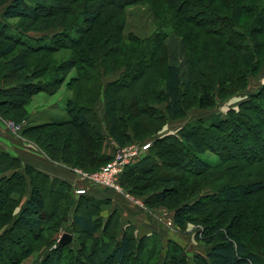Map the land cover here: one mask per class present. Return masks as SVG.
<instances>
[{"label":"trees","instance_id":"trees-1","mask_svg":"<svg viewBox=\"0 0 264 264\" xmlns=\"http://www.w3.org/2000/svg\"><path fill=\"white\" fill-rule=\"evenodd\" d=\"M85 1L99 3L102 10L113 12L122 11L124 7L144 0H11L0 14V57L9 56L17 48L30 54H48L62 48L74 50L85 47L94 55L100 56L102 52L107 54L104 46L117 38L120 30L116 24L109 25L112 21L110 15L118 13H111L108 20L102 21L100 28L93 29V25L99 22V12L102 10L92 11L81 5L77 16L83 19L82 23L54 24V20H65L73 14L70 10L72 6ZM244 2H175L174 10L182 22L196 31V42L200 43L203 52L191 55L192 47L186 37L175 32L155 33L151 43L159 44L165 60L162 79L155 77L157 70L153 67L163 58L157 56L154 59L151 53L149 57L154 59V63L152 60L147 62V58L106 85L105 92L108 91L113 98L111 112L120 111L117 107L118 103L126 99L124 95L132 97L130 105L134 104L133 98H137L143 105L141 108L132 105L138 113H132L131 117L122 118L115 113L107 124L108 134L103 133L95 111L87 106L90 103L80 105L79 101L67 103L66 119L31 126L24 131L45 134L52 130L53 135L55 131L66 133L75 130L80 139L77 151L67 154L69 143L65 139L59 150L51 149L47 155L55 161L91 171L106 165L114 157L111 151H105L108 136L114 142L131 138L136 141L147 137L137 134L138 123L132 122V118L140 116L143 118L141 122L149 126L185 118L192 107L199 111L215 108L217 103L245 90L249 78L259 71L264 61V2L261 5ZM190 3L192 5L189 7ZM12 19H23L26 23L24 26L15 25L10 23ZM254 23L259 26H254ZM36 25H39V31L35 29ZM51 28L60 30L48 36L46 31ZM91 31L93 34L89 35ZM255 34L261 39L255 38ZM97 37L111 39L109 42L102 40L97 43ZM46 39H50L51 43L40 45ZM211 40L221 44L222 53L212 60H200L197 56L208 54L202 46ZM243 58L244 66L241 65ZM25 68L26 64L17 55L8 61L5 76L22 73ZM159 79L162 81L161 90L153 87ZM48 86L51 87V84L38 85L24 78L11 86L0 87V98H7L6 103L0 101V107L6 104L8 107L4 111L7 113V110L22 105L23 100H28L38 91H49ZM194 88H197L199 95H193L191 99L190 93ZM128 91H133L135 96L139 92L140 96L125 94ZM155 103H164V111L155 108ZM81 107L90 113V118L80 113ZM6 113L4 116L7 118ZM128 121H131L130 124ZM13 122L20 121L16 118ZM75 142L71 140L70 144ZM206 152L215 154L219 165H210L202 159L201 155ZM165 156L175 161L178 167L184 168L189 176L198 178L192 183L186 181L193 195L182 200L177 207H168L173 211V223L176 226L182 225L185 215H200L203 206L208 203L232 205L248 195H257L259 199L248 210L262 215L261 220L258 218L254 222L252 216L242 220L231 215L226 230L222 231L225 237L209 242L204 254L195 255L191 264H264V85L239 102L237 110H228L223 117L213 115L208 121L197 119L184 125L177 134L156 137L146 152L124 168L119 178L121 186L132 194L144 197L143 201L148 206L160 205L166 198L163 190L151 192L148 196H145L143 190L147 184L144 181L158 178V174L165 169ZM221 167L237 169L236 172L253 167V172L247 180L230 181L202 189L199 184L203 180H199V177H207L203 176L207 170ZM179 179L182 180L181 177ZM186 182L182 180L181 186L187 194L189 186L185 185ZM83 188L84 194L76 195L71 183L51 178L0 148V264H19L31 253L41 249L36 246L28 248L22 244V235L17 228L30 234L37 244L46 224L52 229L64 227V231L72 236L73 244L57 245L46 252L37 264H128L134 260H139V264H189L185 249L175 240L164 242L156 233L136 236L132 225L122 224L120 214L112 209L111 199L93 195L109 189ZM84 206L87 212L81 213ZM16 208L18 211L15 213ZM105 211H109L106 217L103 216ZM223 213L222 210L221 220L225 217ZM205 231L208 233L209 230L205 228ZM76 234L90 238V245L83 242L76 246ZM6 246L9 249L17 246L18 251H5Z\"/></svg>","mask_w":264,"mask_h":264},{"label":"rangeland","instance_id":"rangeland-1","mask_svg":"<svg viewBox=\"0 0 264 264\" xmlns=\"http://www.w3.org/2000/svg\"><path fill=\"white\" fill-rule=\"evenodd\" d=\"M177 1L178 0H144L126 6L122 9V11L120 9V11L115 10L113 12L106 11V9L102 10L103 7L100 6L99 3H90L88 1L81 2L72 6L70 10L73 14H70L65 20L59 18L57 20H54V24L60 23L65 25L68 22L82 23L83 19L80 16H77V14L81 10V5H84L87 9L89 8V10L92 11L100 9L102 10L99 12V22L93 25V29L95 27L100 28V24L102 23V21L108 20L107 17L111 13L119 14L110 15L112 16V21L111 23H109V25L116 24L115 26H118L120 30H118L117 32V38L113 39L109 45L104 46V50L107 52V54L102 52L100 56L94 55L95 53H90L88 50H86L85 47H81L78 49L76 48L74 50H70L69 48H62L48 54H30L29 52H24L21 49L17 48L9 56L0 57V87L11 86L12 84L21 82V79L24 78H26L29 82L38 85H42L45 83L51 84V87L48 86L49 91H38L37 93L33 94L28 100H23L22 105L12 107L11 111L7 110V113L4 110L8 106H6V104L2 105L0 107V120L13 134L21 139L27 152L36 154L46 164L52 166L53 168H56L57 170L62 169L67 172H69V169H77L85 174H98L103 166L89 171L82 168L80 169L77 167H73L71 165H66L62 162L55 161L48 157V151L55 148L59 150L62 142L65 139L68 140L67 142L69 143V146L66 147L67 154L77 151L80 139L79 136H77L75 130H68V132L66 133L55 131L53 135L52 130L46 131L45 134H34V132L24 130L31 126L48 122L62 121L66 119L68 117L67 103L69 101H79L80 105L90 103V105L87 106H91L95 111V114L100 122V127L104 134H108L107 124L110 123L109 120L115 116V113L116 115H118V117L121 116L122 118H124L125 116L131 117L132 113L136 114L137 109H135V107L132 108L131 106L137 105L139 106V108H141L143 107V105L139 103V100L137 98H133L134 101H132L134 102V104L130 105V98L132 97H128L125 95L124 98L126 99H124V102L120 104L118 103L117 108L118 110H120V113L117 111L115 113L114 111L111 112L110 109L114 106L112 105L113 98H111L110 93H107L108 91L105 92L106 85L109 82H113V80L118 79L121 74L130 71L131 67L137 66L138 64H140V62H144V60H146L147 58V62H152L157 56L158 58H163V51L161 50V47L158 46L159 44L157 45V43H151L155 33L164 32L165 34H168L170 32H175L179 36L186 37L188 44L190 45V47H192L190 51L191 55L203 52L201 50L200 43L196 42V31L193 28L191 29L185 22H182L178 17V13L174 10L173 5ZM244 1V3L249 5H261L264 2V0ZM10 2L11 0H2L0 5V14ZM190 5H192V3L189 4V7ZM97 7H99V9ZM10 23L24 26L26 21H24L23 19H12L10 20ZM85 25L87 24L85 23ZM254 26L258 27L259 25L257 23H254ZM35 27V29L39 31V25H36ZM58 30L60 29L51 28L47 29L46 33L48 36H51V34H55ZM91 33L93 34V31L89 32L88 34L92 35ZM30 36L38 37V35L33 34H30ZM254 36L257 39H261L258 34H255ZM110 39L111 38L108 37H97V39L95 40L98 43V41L102 40H106L105 42H109ZM49 40L46 39L44 41H41L40 45L50 44L51 42ZM205 44L206 45L202 47H204V51H207L209 55L206 54V56H197L200 58V60H203L205 58L212 60L217 58V55H220V53H222L221 44L213 43L212 40L209 43ZM110 47L112 48L111 50L109 49ZM96 51L99 52V48H97ZM151 53L153 54L152 57H154L153 60L152 57H149L151 56ZM17 55H19L21 57V60L26 64L25 70L22 73H10L9 77L5 76L8 70V61L12 57H15ZM221 57L225 59V56L221 55ZM152 63H154V61ZM158 63L159 64H156L153 67L157 70L155 77L158 76V78L162 79L163 71L165 70L164 58ZM244 64L245 59L243 58L241 65L244 66ZM161 79H159V81L157 82L158 84H154V88H158V90L162 89ZM195 85L196 80H194L193 82V86ZM263 85L264 61L259 71L249 78L248 85L245 90L236 93L233 97L226 101L217 103L215 108L207 111H199L195 107H192L185 118L178 120H167L164 124L158 122L149 126L141 122L143 118L140 116L135 117L136 119L132 118V122L137 121L138 123L136 129L137 134L140 135V137H144L146 135L147 137H144V139L142 140L136 141L131 138L127 140L121 139V142H114L108 136V139L106 141V146L108 147L105 146L107 148L105 149V151L107 153L111 151L113 155L116 156V151L120 149L121 151H123V154H127L131 150H133V148L138 149L137 146H139V144L143 145L146 143H153L156 137L161 138L163 136L177 134L178 130H180L184 125H186L187 123L191 124L197 119L208 121L213 115H220L223 117L226 115L228 110H237L239 102L247 99L251 94L257 92ZM196 89L194 88L193 92L190 93L191 99L193 95H199V92ZM125 94H128L129 96H135V93H133V91H128ZM138 96H140L139 92L135 97ZM0 101L6 103L7 98L2 99L1 97ZM154 106L158 110L164 111V103H155ZM3 111L4 114H8L7 118L4 116ZM85 111L86 110H84L82 107L80 108V113L84 114L87 118H90V113H87ZM16 118L19 119V123L13 122V120H16ZM131 121H128L129 124ZM130 134H132L131 131ZM49 136L52 137L50 138ZM71 140L73 142L76 141L75 144H70ZM109 147H111V149ZM168 156H165L167 165L163 172L158 174V178L144 181L147 183L146 185L144 184L146 189L143 190L144 194H146L145 196L155 193V191L159 192L163 190L166 198L160 205L153 204V207L150 205H146L143 201L144 197L128 192L121 186L120 182L119 187L122 189L123 193H114L119 195V197L122 199L121 201L123 202V205L124 203L126 204V207L123 208L125 211L129 210V207L127 206L128 202L126 201L125 196L126 194L135 200H140L142 202V207H132L136 211L150 216L153 222L157 224L158 229L163 232V234L159 236L164 242L169 239H173L177 243H179L185 249L189 264H191L192 259L195 255L204 254L209 242H214L218 240L219 237H225V235L222 234V231L226 230V224L231 215L237 216L238 219L241 218L242 220H245L248 217L251 218L252 216L254 222H256V220H259L258 218H260V220L262 219V215L258 214L257 212H250L248 210V207L258 202V196L248 195L241 199L237 204L230 205L208 203L207 205L203 206V209L199 213L200 215H185L183 217L182 225L176 226L173 223V211L168 207H177V205L182 200H185L193 195L190 185H188L186 181L188 180L189 183H192L198 178L195 176H189L184 168L178 167V164L175 161H172V159ZM201 158L208 162L210 165H219L218 157L212 152L204 153L203 155H201ZM236 170H229L225 169L224 167L207 170L205 175H203L207 177H199V180H203L199 184V186L204 189L207 186H219L230 181L236 182L247 180V178H249V176L253 172V167L241 169L237 172ZM179 177H181V179L186 182V186H189V191L187 194L185 193L186 191L182 189V180H180ZM77 184L88 189L97 188L92 186L91 182H89L88 180L77 182ZM139 185H142V183H140ZM262 200H264V196H262ZM86 209L87 207L84 206L81 208L80 212L86 213ZM222 210L224 211L223 215L225 216L223 220H221L222 217L220 216V212ZM17 211L18 208H16L15 213ZM209 212L211 213L208 215ZM103 216L106 217V213H104ZM162 216L172 222V225L170 227L158 223L157 219L161 218ZM48 226L50 225L46 224L44 226L41 240L37 244L33 242L30 234L17 228V231L22 235V244H26L28 248L30 246L31 248L35 246L41 248L38 252L31 253L30 256H28L19 264H37L42 260L46 252H49L57 245H59V240L63 234H68L64 231V227L62 226L58 227L57 229H52L51 227L48 228ZM205 228L209 230L208 233L205 231ZM134 229L136 228L134 227ZM76 239V246L83 242H85L86 245H90V238L86 236L79 237V234H76ZM72 244L73 239L71 241V245ZM17 249V246H14L11 249H9L7 246L4 248L5 251H10L13 253L18 251ZM128 264H139V260H134L130 263L128 262Z\"/></svg>","mask_w":264,"mask_h":264},{"label":"crops","instance_id":"crops-1","mask_svg":"<svg viewBox=\"0 0 264 264\" xmlns=\"http://www.w3.org/2000/svg\"><path fill=\"white\" fill-rule=\"evenodd\" d=\"M0 148L19 158L23 164L30 165L38 171L50 176L51 178H59L71 183L72 185L75 184V179L69 172L60 168V170H57L56 168H53L52 166L46 164L36 154L27 152L21 139L13 134L1 120ZM93 195L97 198L111 199L112 209L116 210L120 214L122 224L124 226L132 225L133 227H135L136 229H134V234H136V236L150 235L152 233H156L158 235L163 234V232L158 229L157 224L153 222L149 215L136 211L132 206L128 204L127 206L129 207V210L125 211L123 208L126 207V204L124 203L123 205V202L121 201L122 199L118 194L112 191H101L95 192L93 193ZM104 213H106L107 216L109 211H105L103 212V214Z\"/></svg>","mask_w":264,"mask_h":264},{"label":"built area","instance_id":"built-area-1","mask_svg":"<svg viewBox=\"0 0 264 264\" xmlns=\"http://www.w3.org/2000/svg\"><path fill=\"white\" fill-rule=\"evenodd\" d=\"M138 149L133 148L129 153L123 154V151L120 149L116 151V156L114 155L113 159L104 165L98 174L91 175V174H85L82 171H79L77 169H69V173L74 177L75 184L74 187V193L76 195L84 194L85 190L83 186H79L77 182H81L84 180H88L91 182V185L97 188H103V189H109L117 193H123L122 189L119 187V178L124 170V168L134 163L141 154L146 152L149 147L150 143L146 144H139L137 146ZM126 196V201L128 204H130L133 207H142V202L140 200H135L132 197H129V195ZM158 223H161L167 227H170L172 225V222L168 219H166L164 216L161 218H158Z\"/></svg>","mask_w":264,"mask_h":264},{"label":"water","instance_id":"water-1","mask_svg":"<svg viewBox=\"0 0 264 264\" xmlns=\"http://www.w3.org/2000/svg\"><path fill=\"white\" fill-rule=\"evenodd\" d=\"M72 236L69 234H63L59 240V245L65 246V245H71Z\"/></svg>","mask_w":264,"mask_h":264}]
</instances>
